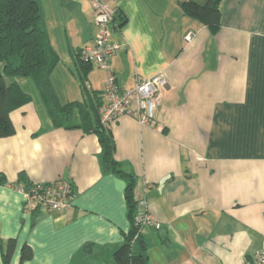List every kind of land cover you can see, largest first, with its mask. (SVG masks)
<instances>
[{
  "label": "crops",
  "instance_id": "1",
  "mask_svg": "<svg viewBox=\"0 0 264 264\" xmlns=\"http://www.w3.org/2000/svg\"><path fill=\"white\" fill-rule=\"evenodd\" d=\"M38 1L59 61L67 54L82 74L76 52L95 34L90 1ZM100 1L119 17L111 36L122 47L109 60L117 87L160 72L168 82L153 124L127 114L107 124L136 201L160 222L140 231L148 264H243L264 250V0H221L215 33L182 0ZM106 76L91 65L88 91L102 96ZM80 89L72 101L86 102ZM32 93L10 113L15 133L0 138V241L15 239L12 264H116L130 228L125 180L104 170L94 133L54 120ZM20 171L34 183L68 181L67 203L25 210ZM24 244L32 257L21 261Z\"/></svg>",
  "mask_w": 264,
  "mask_h": 264
},
{
  "label": "trees",
  "instance_id": "2",
  "mask_svg": "<svg viewBox=\"0 0 264 264\" xmlns=\"http://www.w3.org/2000/svg\"><path fill=\"white\" fill-rule=\"evenodd\" d=\"M221 0H182L180 6L184 14L205 24L213 33L220 26ZM119 18L117 14L113 22ZM76 52L79 68V83L83 91L89 88L85 84V71L91 63L80 58ZM60 60L58 52L50 43L42 16V7L38 0H0V138L15 133V127L10 113L31 101V95L24 91L16 76L30 77L37 86L42 99L54 120L65 119V127H78L85 132L94 133L101 147V162L105 171L112 172L125 180L124 198L127 216L130 221L129 230L124 233V239L113 252L116 264H148L146 243L133 223L136 209L134 197L135 177L125 171L115 159V141L107 124L100 119L99 107L102 96L95 90L89 92L86 102L69 101L60 104L49 82V76ZM9 80H8V79ZM73 111L80 115V120L73 119ZM7 183L0 171V184ZM16 185H22L29 192L35 188V183L20 171ZM15 239L0 241V251L3 264H12L11 256L15 248ZM32 257V249L24 244L21 248V261Z\"/></svg>",
  "mask_w": 264,
  "mask_h": 264
},
{
  "label": "built area",
  "instance_id": "3",
  "mask_svg": "<svg viewBox=\"0 0 264 264\" xmlns=\"http://www.w3.org/2000/svg\"><path fill=\"white\" fill-rule=\"evenodd\" d=\"M94 13L95 34L92 41L84 45L80 58L93 65L107 70V76L102 91V104L99 107L100 119L109 124L121 115L134 117L140 124H153L155 109L160 104L168 82L160 72L148 78H138L136 84L127 89H120L115 83V77L109 70V60L118 52L122 43L112 40V22L115 8L100 0H89ZM68 181L57 179L48 183H35V188L27 192L22 185L18 190L24 196V209L32 206L48 210H58L67 203L71 194ZM133 223L140 233L143 227H160V222L152 215L145 199L136 201ZM243 264H264V250L256 251Z\"/></svg>",
  "mask_w": 264,
  "mask_h": 264
},
{
  "label": "rangeland",
  "instance_id": "4",
  "mask_svg": "<svg viewBox=\"0 0 264 264\" xmlns=\"http://www.w3.org/2000/svg\"><path fill=\"white\" fill-rule=\"evenodd\" d=\"M65 55V57L63 55L61 61H58L49 76V82L53 92L55 96H58L62 104L72 101L71 98H79V100H82L79 75L76 69L72 67L71 63H69L67 54ZM15 80L19 82L20 86L25 91L35 96V93L32 92L38 91V88L30 77L16 76Z\"/></svg>",
  "mask_w": 264,
  "mask_h": 264
}]
</instances>
